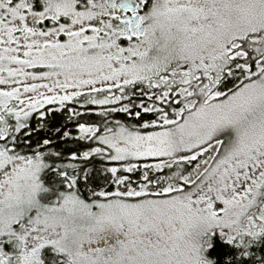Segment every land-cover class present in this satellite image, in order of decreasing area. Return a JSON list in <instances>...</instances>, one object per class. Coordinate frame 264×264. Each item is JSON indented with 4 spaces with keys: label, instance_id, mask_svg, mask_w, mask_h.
Masks as SVG:
<instances>
[{
    "label": "rangeland",
    "instance_id": "obj_1",
    "mask_svg": "<svg viewBox=\"0 0 264 264\" xmlns=\"http://www.w3.org/2000/svg\"><path fill=\"white\" fill-rule=\"evenodd\" d=\"M128 1L43 0L34 9L0 0V129L82 95L119 103L139 84L149 95L173 90L183 105L100 134V148L121 166L156 165L212 141L211 160L169 195L67 193L43 203L41 158L0 146V264H38L45 246L70 264H207L212 234L238 240L264 223V77L215 88L236 37L264 49V0H137L133 27L123 19Z\"/></svg>",
    "mask_w": 264,
    "mask_h": 264
},
{
    "label": "trees",
    "instance_id": "obj_2",
    "mask_svg": "<svg viewBox=\"0 0 264 264\" xmlns=\"http://www.w3.org/2000/svg\"><path fill=\"white\" fill-rule=\"evenodd\" d=\"M28 1L34 9L43 6V0ZM249 37L235 38L236 44L229 49L225 67L215 73L218 91L230 92L244 78L264 77V49H251L253 42ZM129 91L119 103L102 106L88 101L89 95H82L70 103L50 105L33 112L17 130L0 129V146L9 153L41 158L40 202L59 201L67 193L84 201L102 200L103 194L113 195L112 192L124 196L129 191L151 196L169 195L191 186L186 180L194 179L211 160L212 141L202 146L209 145V150L195 149L183 153L185 156L181 159H168L156 165L149 164V160H137L131 166H121L122 163L112 160L110 153L100 148L102 145L97 138L100 134L119 126L140 128V124L149 123L157 113L164 111V108L159 110L160 105L171 110L183 105V97L170 89L162 96L149 95L139 84ZM168 190L170 193L165 194ZM4 247L14 249L11 241ZM205 260L207 264H264V223L258 232L238 240L226 239L220 233L212 234L205 249ZM70 263L66 252L49 246L40 250L38 264Z\"/></svg>",
    "mask_w": 264,
    "mask_h": 264
},
{
    "label": "flooded vegetation",
    "instance_id": "obj_3",
    "mask_svg": "<svg viewBox=\"0 0 264 264\" xmlns=\"http://www.w3.org/2000/svg\"><path fill=\"white\" fill-rule=\"evenodd\" d=\"M139 2L137 0H129L128 3L121 5L123 8L125 7V13L123 14V19L126 23H130L133 27L136 21V15L139 11Z\"/></svg>",
    "mask_w": 264,
    "mask_h": 264
}]
</instances>
